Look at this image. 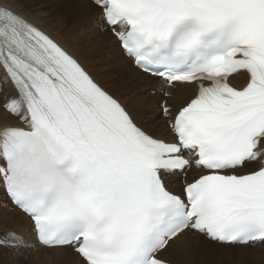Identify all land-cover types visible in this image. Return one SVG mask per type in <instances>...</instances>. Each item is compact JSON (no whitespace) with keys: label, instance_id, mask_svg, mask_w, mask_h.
Here are the masks:
<instances>
[{"label":"snow or ice","instance_id":"snow-or-ice-1","mask_svg":"<svg viewBox=\"0 0 264 264\" xmlns=\"http://www.w3.org/2000/svg\"><path fill=\"white\" fill-rule=\"evenodd\" d=\"M138 73L140 124L24 0H0V189L77 264H171L188 233L264 244V0H91ZM243 78L242 86L232 81ZM10 85L5 90L4 86ZM179 89L189 94L172 102ZM13 248L32 247L15 232Z\"/></svg>","mask_w":264,"mask_h":264},{"label":"bare ground","instance_id":"bare-ground-1","mask_svg":"<svg viewBox=\"0 0 264 264\" xmlns=\"http://www.w3.org/2000/svg\"><path fill=\"white\" fill-rule=\"evenodd\" d=\"M68 1L71 9L69 7H66L64 9V11L67 12L68 15H70L69 13H72V10L76 12L78 17L88 20H91V18H95L99 15L98 11L92 7L91 0ZM25 12L28 14L27 18L30 19L31 22L57 39L70 54L78 59V61L82 64V66L86 68L87 71H89L93 78L110 94H112L102 83V80L100 81L98 79L99 76L97 77L96 75L98 73L95 72V67L93 68V65L91 63H88L81 56L80 52H78V50L81 48H79L80 46L78 47L75 45L77 38H71L69 35L64 36L59 30L54 32L53 28L47 26L44 21H42L37 15H35L33 9H25ZM104 31L106 32V30ZM115 49L117 52V58H120L122 63L127 66L128 73L135 77H142L144 80H147L145 85L147 87H159V81L141 76L138 71L132 66V64L124 58L117 46H115ZM232 83L235 86L239 87L243 85L244 80L243 78H238L237 80L232 81ZM4 88L5 90H7L8 88H10V85H5ZM156 93L157 94L155 95V98L157 99L161 96V94L158 91ZM188 94V90L179 89L176 91V95L172 102L180 104ZM112 95L117 97L129 109V111L134 115L135 119L140 124L150 129H156V131L159 133H163L165 131L166 126L162 119L157 121L154 120L155 122L153 123V119L151 118L144 119L142 117H139L133 105L125 101L128 100L127 98L123 100L116 94ZM141 109H143V107ZM150 117H152V115ZM9 208L10 211H8V213L10 214H3L5 223L9 225V227L4 230L5 233H7V231L10 229V232H15V229L18 226L17 222H20L21 220L24 227L26 228L25 234L30 238L33 246L27 247V250L25 251L26 248H13L11 246L7 247L2 245L4 247H0V251L3 250V252L0 253V264H77L76 257H74L70 251L58 248H45L44 246L38 244L36 242L34 234L32 233L31 224L28 218L22 212H20L19 209L10 206ZM0 229H3V227H1ZM260 245L262 244H257L254 246ZM250 246L253 245L245 247L241 245L219 244L210 241L199 234L188 233L186 236H182L179 240L176 241L174 247L169 249L167 255L168 258H171L175 261L174 262L170 260L171 264H264V244L263 246L256 247L252 250L249 249ZM21 255L24 256L23 259H21Z\"/></svg>","mask_w":264,"mask_h":264},{"label":"rangeland","instance_id":"rangeland-1","mask_svg":"<svg viewBox=\"0 0 264 264\" xmlns=\"http://www.w3.org/2000/svg\"><path fill=\"white\" fill-rule=\"evenodd\" d=\"M24 7L27 10L33 9L35 15L44 21L47 26L53 28L54 32L59 30L64 36L69 35L71 38H77L75 45L81 48L78 52L88 63L93 65V68L95 67L94 70L98 73L95 74L97 77L99 76L98 79L102 80L106 88L123 100L127 98L128 100L125 101L133 105L139 117L151 118L153 123L157 121L155 117L158 112V102L162 99V96L156 99L155 95L157 93L149 91L152 86H145L147 80L142 77H135L127 72V66L122 63L120 58H117L111 33L107 30L105 32V29L99 26V15L95 18L90 16L91 20L78 17L73 10L68 15L64 11L66 7L70 8L68 0H24ZM142 107L143 109H141ZM149 115H152V117ZM8 211H10L8 201L3 190L0 189V228L3 227V229H0V240H6L8 238L6 234L11 230H8L7 233L4 231L9 227L4 220V215L10 214ZM17 223L18 226L15 232L25 240L31 241L25 234L26 228L23 222L20 220ZM2 245L9 247L6 244H0V247H4ZM261 246L263 244L250 246L249 249L252 250ZM19 248H26L25 251L27 250V247ZM23 255H21V259H23ZM168 259L172 260L171 258Z\"/></svg>","mask_w":264,"mask_h":264}]
</instances>
